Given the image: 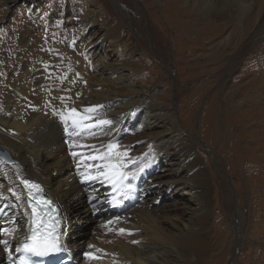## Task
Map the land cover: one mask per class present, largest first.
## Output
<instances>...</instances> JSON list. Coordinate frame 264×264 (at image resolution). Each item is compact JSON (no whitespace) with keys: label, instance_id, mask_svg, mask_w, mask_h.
Wrapping results in <instances>:
<instances>
[{"label":"bare ground","instance_id":"6f19581e","mask_svg":"<svg viewBox=\"0 0 264 264\" xmlns=\"http://www.w3.org/2000/svg\"><path fill=\"white\" fill-rule=\"evenodd\" d=\"M42 1L21 2L32 16V25L30 30L20 31L15 54L5 51L7 66L0 76V148L15 160L8 164L0 159V227L7 230L0 233V240H7L9 248L5 251L0 244V264H12L15 249L27 236L29 211L20 186L21 177L40 181L57 203L63 221L61 244L73 264H218L217 241L212 243L206 233L211 211V175L193 141L175 124L171 106L160 100L173 96L172 93L162 94L158 86L145 87L141 80L143 72L133 80L119 72L128 70L133 49H126L122 26L110 19L102 30L91 32L96 33V40H90V46L70 42L69 48L80 56L60 46L56 57L53 50L58 43L33 35L41 27ZM256 2L259 6L254 8ZM15 3L16 0H9V14ZM87 3L94 4L91 0ZM263 3L166 0L163 12L167 24L178 30L189 45L204 50V40L220 38L206 49L209 56L222 57V64H227L224 73L231 74L238 64L235 58L230 63V58L241 52L239 44L248 31L254 28L252 36L264 34V20L259 19ZM55 10L63 15L66 6L61 3ZM232 25L237 31L234 27L226 34ZM105 39L113 51L108 58L102 44ZM117 52L121 59L116 58L113 65L111 56ZM228 52L232 54L226 60ZM90 64L94 67L92 72L88 69ZM257 74L259 92L243 98L245 111L240 109V103L229 107L231 118L227 122L229 127L233 124L238 129L239 123L246 125L260 115L258 124L260 134L264 135V102L254 98L264 99V70ZM153 89L159 100L149 95ZM184 103L185 100L178 112L187 128L195 104L184 110ZM213 115V108H208L202 128L216 127ZM127 133L136 136L121 138ZM262 148L257 158L264 159V142ZM134 151L142 155V165H148L146 171L157 167V173L150 177L135 169L137 173L133 174ZM112 165L118 167H108ZM160 165L165 166L170 178L156 183L154 179L166 171ZM101 172L122 173L125 178L112 183L99 175ZM177 191L185 196L182 200L175 199ZM166 192L170 194L167 199L175 200L173 207L164 211L159 203ZM126 199L136 203L133 209L114 208V202L123 204ZM108 210L117 213L102 217V225L95 229L89 242H84L79 229L83 221H88V213L102 214ZM253 261L250 260L252 264Z\"/></svg>","mask_w":264,"mask_h":264},{"label":"rangeland","instance_id":"374dc122","mask_svg":"<svg viewBox=\"0 0 264 264\" xmlns=\"http://www.w3.org/2000/svg\"><path fill=\"white\" fill-rule=\"evenodd\" d=\"M22 1L16 0L14 11L9 14V0H0V76L7 66L4 58L5 51L12 53L17 50L20 31L30 30L32 25L30 22L32 16L21 3ZM88 1L43 0L39 6L41 27L35 31L37 34L33 33L34 38L41 37L44 41L51 40L58 43V47L53 50L56 57L62 46L64 51L80 56L78 51L69 48L71 41L75 40L81 46H90L88 42L96 40V33L91 34V32L100 28L102 30L104 26H107L109 19L114 24L121 25L126 39V41L123 40L124 45L126 49L132 47L133 50L131 61L127 64L128 70L119 72L125 76L128 75L131 80L143 72L141 80L145 87L158 86L160 93H172L173 96H166L164 100H160L171 106L175 114V124L193 141L200 160L211 175V211L206 233L211 237L212 243L217 241L215 252L218 254V264H252L251 259L255 261H253L254 264H263L264 159L257 158L263 150L264 142L262 139L264 135L263 132L260 134L261 129L258 124V118L261 116L256 115L254 120L247 121L246 125L243 122V126L239 123L238 129L233 127L231 121L229 123L232 125L229 127L227 121L231 118L228 112L229 107L240 103V109L245 111L247 107L243 104V98L259 92L257 73L264 70V34L252 36L254 28L250 29L247 37H244L239 44L241 52H236L237 54L232 58L229 54L234 53L235 50L227 53L226 60L230 58L231 63L235 58L234 62L239 65L231 74H228L224 73V68L227 66L222 64L224 59L220 56L217 59L213 55L209 56L210 51L206 49L220 38L204 40V50L194 47L195 44L185 43L178 30L175 31L176 29L169 26L165 20L163 11L166 0H91L93 5L87 3ZM61 3L66 6L63 15L55 10V6ZM258 6L256 2L253 7ZM55 11L56 13H53ZM259 19L264 20V3ZM257 22L259 21L256 20L255 25ZM90 23L94 26L90 27ZM234 27V25L228 27L225 33H230ZM235 30L237 31L236 27ZM128 31L131 32V36H127ZM250 36L252 37L249 39ZM102 44L108 58L113 52L110 51V42L105 39ZM119 53L128 58V55L120 49ZM119 53L111 56L113 65L117 63L116 58L121 59ZM14 54H10L11 57L15 58ZM69 60L73 63V60ZM88 69L92 72L94 67L90 64ZM107 72L111 74L112 71ZM121 82L123 81L121 80L119 84ZM155 92L154 89L150 90L151 98L157 97ZM254 98L259 103L264 102L263 98ZM156 100H159V97ZM184 100L186 105L184 110L193 104L196 106L193 105L190 127L187 128L183 126L178 112ZM207 107L213 108L214 111L213 119L217 123L214 129L212 125L209 126L210 128L201 127ZM157 131L160 129L157 128ZM130 136H136V133H127L121 138L127 140ZM132 154L136 160L133 174L137 173L135 169L145 171L142 173L150 177L157 173V167L153 171L145 170L148 165H142L143 157L138 155V151ZM137 160H140L141 165ZM160 166L165 168L163 165ZM165 170L163 175L154 179L156 183L170 178L166 168ZM174 194L175 199L182 200L185 197L180 194V191ZM169 195L166 192L159 203L164 211L173 207L175 199L174 197L167 199ZM126 201L129 203L125 205L124 211L135 207L136 203H131L132 201L128 199ZM79 204L82 203L78 202ZM115 213L117 210H108L102 214L93 215L90 211L88 221H83L79 229L81 239L89 242L95 229L102 225L101 218Z\"/></svg>","mask_w":264,"mask_h":264},{"label":"snow or ice","instance_id":"6c2138e0","mask_svg":"<svg viewBox=\"0 0 264 264\" xmlns=\"http://www.w3.org/2000/svg\"><path fill=\"white\" fill-rule=\"evenodd\" d=\"M72 111L75 112L76 110L73 109ZM101 123H108V121H102ZM111 147L112 146L110 145L109 148L111 149ZM73 155H75V153ZM108 167H111L114 170L118 166L112 165ZM99 175L104 176L105 179H108L112 183H117L119 179L125 178L122 173H115V172H113L112 175H109L108 173H105V172H101L99 173ZM87 178L93 179V177H87ZM24 183L25 185H27L29 182L25 180ZM36 203L40 204V203H48V202H42L40 200H37ZM32 212H33V215H35L37 213V209L34 207L32 209ZM6 231H7L6 229L0 227V233H5ZM120 231L123 232L124 230L120 229ZM0 244H3L5 246V251H9L7 240H0ZM89 247H91V245ZM15 250L17 252L23 250L24 252H27L33 255H44L48 252L58 251L59 249H58L57 241L55 239H49V238L41 239L38 233L34 231L33 235L31 237H26L23 243L21 244V246L16 248ZM86 255L88 254L86 253ZM21 264H28V262L22 259Z\"/></svg>","mask_w":264,"mask_h":264},{"label":"water","instance_id":"95a60500","mask_svg":"<svg viewBox=\"0 0 264 264\" xmlns=\"http://www.w3.org/2000/svg\"><path fill=\"white\" fill-rule=\"evenodd\" d=\"M0 156L4 161L10 162L11 158L2 148H0Z\"/></svg>","mask_w":264,"mask_h":264}]
</instances>
